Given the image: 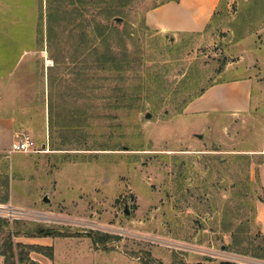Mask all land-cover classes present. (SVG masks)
<instances>
[{"label": "rangeland", "instance_id": "rangeland-1", "mask_svg": "<svg viewBox=\"0 0 264 264\" xmlns=\"http://www.w3.org/2000/svg\"><path fill=\"white\" fill-rule=\"evenodd\" d=\"M170 1L177 0H130L110 21L95 17L118 30L107 39L123 69L92 70L97 80L86 94V39L70 34L83 31L76 24H86V0H0L5 64L26 50L6 82L8 103L27 132L49 142L47 155L0 159V184L9 179L13 203L52 187L43 209L18 207L27 217L7 220L24 237L37 226L69 234L53 236L54 264H264L255 219L260 182L252 177V164L264 160V0H219L200 32L148 22ZM50 2L69 15L53 23L48 49ZM48 76L57 117L45 132ZM247 77L248 112L235 111L236 102L186 110L208 87ZM73 114L91 116L89 126L63 124ZM40 156L31 177L30 162Z\"/></svg>", "mask_w": 264, "mask_h": 264}, {"label": "crops", "instance_id": "crops-1", "mask_svg": "<svg viewBox=\"0 0 264 264\" xmlns=\"http://www.w3.org/2000/svg\"><path fill=\"white\" fill-rule=\"evenodd\" d=\"M219 0H177L164 3L147 14L148 22L155 25L162 31H202L210 22L214 12L218 6ZM1 49V48H0ZM26 50L23 49L18 56L17 61L12 66L5 64L3 58V50H0V159H10V156L15 153L32 155L42 154L47 155L49 153L48 148V136L44 141H38L34 135L30 132L34 140L36 141V151H14L10 152L12 144L17 141L23 132H27L24 126V120H21L16 112L15 108L11 107L8 103V88L7 80L11 79L21 69L22 62L21 58L25 54ZM253 86L252 78H236L227 81H222L214 84L206 89V92L194 99L187 107L186 110L191 113L197 114L198 111H202L206 108L215 109H228L231 103L236 102V106H233L235 111L248 112L251 105V90ZM44 111L43 122L45 132L48 127V106ZM264 155V151L262 152ZM46 156L33 157V162L30 167L31 177H33V170L36 173V167L33 166L39 159H44ZM28 162V160L26 161ZM25 162V163H26ZM19 174V178L26 179V177ZM51 176V175H49ZM256 176L260 182V197L257 199L255 204V219L260 232L264 234V160L259 163L252 164V177ZM5 178L1 181L4 182ZM7 180V179H6ZM52 181V178H51ZM3 188V194H0L1 204H11L15 207H33L35 209H43L46 204L52 202V198H48V194L52 192V187L41 185L39 190L33 199H27L21 201L23 203H13L11 194V185L9 179L5 183L0 184ZM0 188V189H1ZM15 242L25 244H39L43 246L53 247V258L50 259L48 256L32 251L30 253V259L35 261L37 264H54V249L55 239L53 236H16L14 237ZM56 254V250H55ZM3 258L0 256V263Z\"/></svg>", "mask_w": 264, "mask_h": 264}, {"label": "trees", "instance_id": "trees-1", "mask_svg": "<svg viewBox=\"0 0 264 264\" xmlns=\"http://www.w3.org/2000/svg\"><path fill=\"white\" fill-rule=\"evenodd\" d=\"M50 7L47 13L46 23V40L48 43V49L53 42L55 32L53 23L56 21H63L66 19L67 14L69 13L65 10L60 11L56 8H51V2L49 3ZM130 4V0H86V24L83 21L79 20L76 24L77 27L83 30L80 34H74V29L71 31V38L77 40V43H82L86 39V94L92 92L94 90L93 83L97 78L95 76H91V71L94 69H101L103 66L106 67L105 64H110L115 70H122L123 66L117 65V59H121L117 57V54L113 52L112 48L108 44V33L111 31L117 32L118 30L112 25L107 24V26L97 22L96 16L103 14L107 17V20H112L113 17L117 15L123 14L125 8H127ZM91 6V12L88 13L87 7ZM77 15L80 16V10L77 11ZM71 16V15H70ZM90 16V17H89ZM114 25L118 26L115 22ZM86 26V33H85ZM119 33V32H118ZM91 37L92 40H88ZM79 41V42H78ZM76 42V41H75ZM89 44V46H88ZM51 52V51H50ZM51 58L54 59V62H57L54 56L51 55ZM122 61H125L127 64V60L122 56ZM124 64V67L125 65ZM52 67L49 68L51 70ZM125 69V68H124ZM48 82V123L49 129H52V126L55 122L56 111L55 104L53 98V80L49 78ZM204 91V90H203ZM202 91V92H203ZM44 94V93H43ZM83 120H81V118ZM72 121L63 122V124L68 126L77 127L80 122H84L86 127L89 126V119L91 116L86 114L84 116H80L77 114L72 115ZM18 222V221H16ZM10 223L5 218H0V256L4 258L5 264H37L35 261L30 259V253L32 251L40 252L50 259L53 258V247L52 246H43L39 244H25L20 242H15L14 237L20 236L22 234V230L20 228H11ZM15 227V225H14ZM25 235L29 236H68L69 234H59L58 232L53 231L52 229L45 228L43 226H37L34 229V232H26ZM263 237L264 235L261 234ZM98 241V238H95ZM222 264H232L230 262H223Z\"/></svg>", "mask_w": 264, "mask_h": 264}, {"label": "built area", "instance_id": "built-area-1", "mask_svg": "<svg viewBox=\"0 0 264 264\" xmlns=\"http://www.w3.org/2000/svg\"><path fill=\"white\" fill-rule=\"evenodd\" d=\"M36 141L32 135L28 132H23L20 138L12 144L10 152L14 151H36ZM29 214L28 210H24L18 207H15L11 204H1L0 203V217L5 219H17L19 217H27Z\"/></svg>", "mask_w": 264, "mask_h": 264}, {"label": "water", "instance_id": "water-1", "mask_svg": "<svg viewBox=\"0 0 264 264\" xmlns=\"http://www.w3.org/2000/svg\"><path fill=\"white\" fill-rule=\"evenodd\" d=\"M115 21H116V22H119V21H121V18L116 17V18H115ZM125 212L127 213V209H125Z\"/></svg>", "mask_w": 264, "mask_h": 264}]
</instances>
